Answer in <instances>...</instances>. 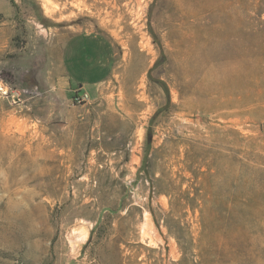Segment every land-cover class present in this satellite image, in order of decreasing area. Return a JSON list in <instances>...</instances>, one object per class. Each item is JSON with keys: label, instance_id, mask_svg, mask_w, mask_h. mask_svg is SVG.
I'll return each instance as SVG.
<instances>
[{"label": "rangeland", "instance_id": "374dc122", "mask_svg": "<svg viewBox=\"0 0 264 264\" xmlns=\"http://www.w3.org/2000/svg\"><path fill=\"white\" fill-rule=\"evenodd\" d=\"M15 1L0 264H264V0Z\"/></svg>", "mask_w": 264, "mask_h": 264}, {"label": "crops", "instance_id": "0c3cea01", "mask_svg": "<svg viewBox=\"0 0 264 264\" xmlns=\"http://www.w3.org/2000/svg\"><path fill=\"white\" fill-rule=\"evenodd\" d=\"M16 1L15 0H0V48L6 44V39L11 37L12 31L15 28L16 16ZM15 30V29H14ZM84 36V35H82ZM73 36L68 38L64 43L62 66L64 70V80H67L69 86L76 84L84 88L88 84L85 80H91L93 86L102 81L105 71V63L107 55V45L104 41L100 40V46H96V37L86 35L88 38L93 39L92 50L100 53L95 55L94 59L90 61L91 73L81 76L76 72L77 64L72 58V53L76 48L75 40L78 37ZM101 50V51H100ZM74 82V83H73ZM84 94L83 92H81Z\"/></svg>", "mask_w": 264, "mask_h": 264}, {"label": "built area", "instance_id": "2783aa9c", "mask_svg": "<svg viewBox=\"0 0 264 264\" xmlns=\"http://www.w3.org/2000/svg\"><path fill=\"white\" fill-rule=\"evenodd\" d=\"M88 99V95H83V96H81L78 100H77V102H84V101H86Z\"/></svg>", "mask_w": 264, "mask_h": 264}]
</instances>
